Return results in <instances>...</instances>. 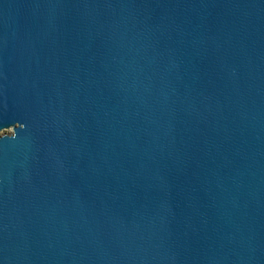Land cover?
I'll return each mask as SVG.
<instances>
[{
    "label": "water",
    "instance_id": "1",
    "mask_svg": "<svg viewBox=\"0 0 264 264\" xmlns=\"http://www.w3.org/2000/svg\"><path fill=\"white\" fill-rule=\"evenodd\" d=\"M0 264H264V0H0Z\"/></svg>",
    "mask_w": 264,
    "mask_h": 264
},
{
    "label": "rangeland",
    "instance_id": "2",
    "mask_svg": "<svg viewBox=\"0 0 264 264\" xmlns=\"http://www.w3.org/2000/svg\"><path fill=\"white\" fill-rule=\"evenodd\" d=\"M11 133V131H3L2 133H0V137L2 136V135H4V134H10Z\"/></svg>",
    "mask_w": 264,
    "mask_h": 264
}]
</instances>
